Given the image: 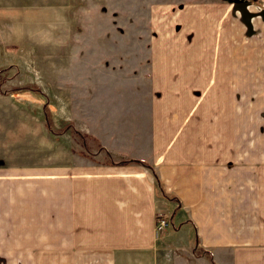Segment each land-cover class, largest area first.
I'll use <instances>...</instances> for the list:
<instances>
[{
    "label": "crops",
    "instance_id": "0c3cea01",
    "mask_svg": "<svg viewBox=\"0 0 264 264\" xmlns=\"http://www.w3.org/2000/svg\"><path fill=\"white\" fill-rule=\"evenodd\" d=\"M246 2L247 23L224 1L175 6L153 25L142 136L104 150L152 171L0 168L12 264H264V0ZM169 208L170 229L158 227Z\"/></svg>",
    "mask_w": 264,
    "mask_h": 264
},
{
    "label": "rangeland",
    "instance_id": "374dc122",
    "mask_svg": "<svg viewBox=\"0 0 264 264\" xmlns=\"http://www.w3.org/2000/svg\"><path fill=\"white\" fill-rule=\"evenodd\" d=\"M224 1L247 23V0H0V168L55 173L108 162L104 150L138 141L153 25L175 6ZM161 212L170 229V208ZM0 220L7 232L8 219ZM7 247L0 264L15 262Z\"/></svg>",
    "mask_w": 264,
    "mask_h": 264
},
{
    "label": "trees",
    "instance_id": "16d2710c",
    "mask_svg": "<svg viewBox=\"0 0 264 264\" xmlns=\"http://www.w3.org/2000/svg\"><path fill=\"white\" fill-rule=\"evenodd\" d=\"M108 163L110 164H127V163H137V164H140V165H143L144 167L148 168L149 170L152 171V167L145 161H142V160H139V159H125V160H121V161H118V162H112L111 160H108ZM154 183H155V186H156V190L158 192V195L163 198V199H167V200H170L172 202H176V198L174 196H169V195H166L162 189H160L159 187V182H158V179L157 177L154 175ZM171 215V213H170ZM208 258L210 259V255H208Z\"/></svg>",
    "mask_w": 264,
    "mask_h": 264
},
{
    "label": "built area",
    "instance_id": "2783aa9c",
    "mask_svg": "<svg viewBox=\"0 0 264 264\" xmlns=\"http://www.w3.org/2000/svg\"><path fill=\"white\" fill-rule=\"evenodd\" d=\"M156 224L158 227L162 228V227H165L167 225V220H166V214L163 213V212H157L156 213Z\"/></svg>",
    "mask_w": 264,
    "mask_h": 264
}]
</instances>
